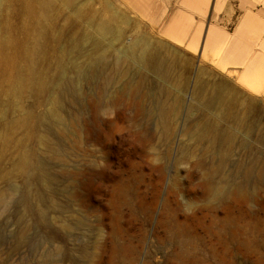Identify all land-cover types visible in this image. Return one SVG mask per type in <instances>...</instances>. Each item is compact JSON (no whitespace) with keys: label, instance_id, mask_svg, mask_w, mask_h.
Returning a JSON list of instances; mask_svg holds the SVG:
<instances>
[{"label":"rangeland","instance_id":"obj_1","mask_svg":"<svg viewBox=\"0 0 264 264\" xmlns=\"http://www.w3.org/2000/svg\"><path fill=\"white\" fill-rule=\"evenodd\" d=\"M25 1L0 7V264H264V92L242 81L247 44L264 56L263 0H209L205 16L188 0H96L113 5L95 8L116 15L119 48L136 35L168 44V74L117 66L109 50L94 82L77 84L81 96L61 97L55 125L38 117L56 90L16 85L27 52L54 78V38L75 28L38 21L43 11ZM249 16L244 37L229 39ZM186 17L202 27L196 51L160 33ZM208 26L222 40L204 56ZM198 82H223L230 106L203 104ZM206 123L214 129L201 135ZM21 151L42 162L44 180L18 173Z\"/></svg>","mask_w":264,"mask_h":264},{"label":"bare ground","instance_id":"obj_2","mask_svg":"<svg viewBox=\"0 0 264 264\" xmlns=\"http://www.w3.org/2000/svg\"><path fill=\"white\" fill-rule=\"evenodd\" d=\"M119 1L134 7H146L149 3H151V0ZM188 1H190L189 3H191L194 11L199 10V6L202 5V14L205 16L209 0ZM188 1L185 0L183 3H188ZM222 3L220 6L217 3V8H214L215 12L222 9ZM1 4L2 0H0V7ZM96 4L101 7V10H106V8L113 7V5L109 4V2L105 3L96 0L25 1V5L29 6L30 11L35 9L34 6H37L43 11L41 16L38 17V21L45 23L54 22L57 25H59L61 22L63 24L72 25L75 28V30L67 38L65 33L61 30L54 38L53 42L57 48V55L54 63V78H48L47 73H42L37 66L38 60H31L32 58L30 59L29 57L30 53H25L27 64L25 73H23L17 81V94H22L28 89H30L35 95L46 94L52 89H55L57 92L56 99L47 98L49 108L46 112L38 117L39 122H45L48 125L60 124L62 122L58 110L59 100L61 97H63V95L71 93L81 96L80 90L76 87L77 84L79 82H94V80L98 77L100 69L102 66H104V57L109 50L117 52V66H123V64L128 61L127 63H132L134 66L150 71L151 73L162 78H165L168 74L167 61L165 59V55L163 54L164 49L168 47L167 43L163 41H154V39H151L146 35H136L128 47L119 48L118 46L122 43L124 33L112 24V21H115L117 18L116 15H112L111 19L105 20L102 14L98 12L100 11L99 8H97L98 10L95 8ZM53 10L57 11L56 14H51V11ZM190 19L186 17V20H174L165 29L160 30V33L164 34V36L170 39L173 44L175 43L176 46L184 48L192 47L193 50L196 51L201 38L202 27L199 26L193 31L191 29V25L193 24ZM250 21L251 16L246 17L245 20L241 21V23L233 31L232 37L229 39H234L240 35L243 36V32L246 31V25L250 23ZM214 29L208 26L205 32V38L201 46L204 56L208 50H211L212 47L217 45L219 46V44L221 45L220 40L222 39H219L220 35L219 33L217 34ZM247 46H249L248 49L246 48L249 55L242 63V66L244 67L242 81L245 83L248 90L250 89L254 91V87H256L255 92L262 94L264 91V78L261 77L260 81L258 82L253 81V74H255V72L261 73L262 70L261 54L259 55V59L256 57L253 58L251 52L252 46L250 44H247ZM220 51H222V49ZM209 52L211 53V51ZM219 53L216 55L214 53L213 56H217ZM79 58H84V62L79 63L77 61ZM229 60L230 59H228V62H225V64H222V66H225L227 63H229ZM70 72L73 73L74 78H71V76L69 78ZM226 95L227 87L223 82L215 83L211 86H207V83L205 82L197 83V93L195 96L196 98L202 100L203 104L207 105L208 107L214 108L223 104L230 106L232 99L230 100L229 98H226ZM225 115H227L226 112ZM157 116L159 117L160 121L164 123L165 118L167 117L166 109L159 107ZM213 129L214 126L212 124L206 123L201 128V130H203L201 135L205 132L209 133ZM41 143L44 148L47 147L44 139H41ZM15 169L18 171V173H20L21 176L33 174L36 179L44 180V178H46V171L42 162L39 160L32 162V154L28 153L27 151L20 152L15 163ZM0 201H4L2 196H0Z\"/></svg>","mask_w":264,"mask_h":264},{"label":"crops","instance_id":"obj_3","mask_svg":"<svg viewBox=\"0 0 264 264\" xmlns=\"http://www.w3.org/2000/svg\"><path fill=\"white\" fill-rule=\"evenodd\" d=\"M263 2H264V0H263ZM251 52H252V54H254V47L252 46V50H251ZM253 56V55H252ZM263 59V62H261V68H262V70H261V73H257V72H255V74H253V81H255V82H258V81H260V78L262 77V78H264V56L263 57H261V60ZM264 92V91H263ZM263 99H264V95H263Z\"/></svg>","mask_w":264,"mask_h":264}]
</instances>
